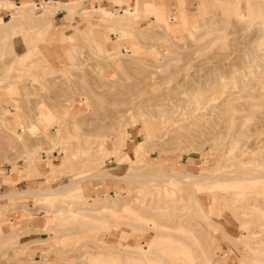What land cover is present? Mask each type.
Listing matches in <instances>:
<instances>
[{
    "label": "rangeland",
    "instance_id": "obj_1",
    "mask_svg": "<svg viewBox=\"0 0 264 264\" xmlns=\"http://www.w3.org/2000/svg\"><path fill=\"white\" fill-rule=\"evenodd\" d=\"M73 2L0 38V195L54 192L0 200V264H264V5Z\"/></svg>",
    "mask_w": 264,
    "mask_h": 264
},
{
    "label": "crops",
    "instance_id": "obj_2",
    "mask_svg": "<svg viewBox=\"0 0 264 264\" xmlns=\"http://www.w3.org/2000/svg\"><path fill=\"white\" fill-rule=\"evenodd\" d=\"M30 1L33 3L41 2L42 0H0V25L6 23L9 21L12 17V14H16L17 10H15V7L7 8L8 3H13L14 5L18 6L21 4H30ZM49 4L56 5L58 4V8H56L51 14L44 16L43 18L40 16L43 14V12L37 13V20H41L42 24L48 25V33L50 34L52 31H67L70 22L67 20V11L71 13V10H74V2L73 0H47ZM115 1L121 2L124 0H85V3L87 6H91L93 10H96L97 8L100 9H114V10H121L120 5L115 3ZM184 1V0H183ZM71 2V3H70ZM74 5H73V4ZM5 5V6H4ZM64 5V6H63ZM47 5L46 7H48ZM125 5H121V8ZM44 10V9H43ZM81 10L89 11L86 8L79 9V12ZM78 12V13H79ZM72 14V13H71ZM80 14V13H79ZM41 29L40 27H37L36 30ZM4 37L3 33V27L0 26V38ZM21 37L19 35L11 36L10 40L11 43L15 45V48L20 53L22 49V42ZM29 171H34L33 169H28ZM11 171V170H10ZM20 172V170H15V174L17 175ZM9 175H6L4 179L9 180ZM1 180V179H0ZM30 188V187H29ZM26 190L28 188H22L21 190ZM34 239V238H33ZM32 238L29 241L33 240ZM35 240V239H34Z\"/></svg>",
    "mask_w": 264,
    "mask_h": 264
},
{
    "label": "bare ground",
    "instance_id": "obj_3",
    "mask_svg": "<svg viewBox=\"0 0 264 264\" xmlns=\"http://www.w3.org/2000/svg\"><path fill=\"white\" fill-rule=\"evenodd\" d=\"M236 3H238L239 2V0H234ZM258 2L261 4V5H264V0H258ZM147 4V3H146ZM145 4V5H146ZM50 5V4H49ZM7 8H10V7H15L16 9L15 10H17V13L16 14H12V17H11V19L9 20V21H7L6 23H4V24H1L0 26H2L3 27V33L4 34H8L9 33V30H11V29H13L14 28V23L16 22V21H18V20H22V19H24V18H26V17H28V18H32V15H31V12H30V9H29V6H28V4H21V5H18V6H16V5H14L13 3H8L7 5ZM37 8V7H36ZM46 8V10H44V14H47V13H51L52 11H53V9L55 10V8H58V4L56 3V5H50L49 7H44V9ZM83 11H81L80 12V14L82 13ZM98 12V11H97ZM135 13H136V10L135 11H133V10H131V9H128V10H124L122 13H119V15L117 16V15H112V16H108V13L106 12V11H104V10H99V14H103L104 16H106V18H109V20L108 21H110L109 23H110V27L112 28V29H114V28H119V29H121L122 28V26H125V25H127V20L130 18V17H132L133 15H135ZM236 13H237V15L239 16V17H242L243 15H242V13L240 12V11H237L236 10ZM40 15L42 18L45 16V15ZM157 14H158V12H157ZM184 14V13H183ZM38 16V15H37ZM37 16L35 17V18H37ZM73 20V19H72ZM28 55V52H25V53H22V54H20L19 56H22V57H25V56H27ZM255 56H257V54H255ZM18 58V57H17ZM13 69V68H12ZM221 76V75H220ZM246 79V78H245ZM128 96V95H127ZM205 100V99H204ZM143 105V104H142ZM193 110V109H192ZM162 115V114H161ZM168 118V117H167ZM3 123H4V117H2L1 118V124L3 125ZM142 143H145L146 144V140H144ZM144 144V145H145ZM264 172V171H263ZM106 173H109V171H107V172H102V174H106ZM189 173V172H188ZM111 174V173H110ZM185 174V173H184ZM183 174V175H184ZM190 175V174H189ZM236 175V174H235ZM235 175H233V177L235 176ZM262 175V174H261ZM164 176V175H163ZM187 176V175H186ZM191 176V175H190ZM193 176V175H192ZM240 176V175H239ZM89 177H91V175H89ZM160 177V176H159ZM206 178L207 179V174H205V173H200L199 174V176H198V178L199 179H197V180H200V178ZM214 177V176H213ZM212 177V178H213ZM217 177V176H216ZM220 177V176H219ZM218 177V178H219ZM223 177H225V179L227 178H229V179H231V177L230 176H227V175H225V176H223ZM222 177V178H223ZM232 177V178H233ZM236 177V176H235ZM129 178V177H128ZM164 178V177H163ZM176 178V177H175ZM201 178V179H202ZM241 178H243V177H241ZM255 178H257V177H255ZM248 179V178H247ZM250 179V178H249ZM252 179V178H251ZM224 180V179H223ZM78 182V181H77ZM190 183H194V182H197L196 180L195 181H189ZM64 187V186H63ZM63 189H65V191H67L68 190V188L66 189V187H64ZM57 190H60V188H58ZM64 191L62 190V188H61V190L60 191H55V195L56 196H61V194L63 193ZM50 193H53L54 194V192L53 191H50V190H44V189H40V188H38V189H34V188H28V189H24V190H21V191H18V192H14V193H9V194H2V195H0V200H4V199H7V198H9V197H11V196H19V195H25V194H27V195H31V196H35V197H38V196H43V195H47V194H50ZM102 208L105 210L106 208H108V207H104V206H102ZM122 208H124V207H122ZM102 209V210H103ZM125 209V208H124ZM56 211H57V214L56 215H60V213L62 212V211H66V212H68L69 214H71L72 216H75L76 214H78V211H76V210H72V209H70V208H68V209H63L62 207H60V206H57V209H56ZM113 211V210H112ZM126 211V210H125ZM115 212V211H114ZM55 216V215H54ZM70 217V216H69ZM118 218H116V220H117ZM125 219V218H124ZM123 218L121 219V220H124ZM127 219H129L128 217H127ZM10 220H11V218H10ZM118 220H120V219H118ZM184 232H185V230H184ZM190 233V232H189ZM144 256V255H143ZM204 258H206V259H208L207 257H204ZM135 261V260H134Z\"/></svg>",
    "mask_w": 264,
    "mask_h": 264
},
{
    "label": "built area",
    "instance_id": "obj_4",
    "mask_svg": "<svg viewBox=\"0 0 264 264\" xmlns=\"http://www.w3.org/2000/svg\"><path fill=\"white\" fill-rule=\"evenodd\" d=\"M36 5V9H42L44 6L49 4L47 0H42L41 2L34 3Z\"/></svg>",
    "mask_w": 264,
    "mask_h": 264
}]
</instances>
